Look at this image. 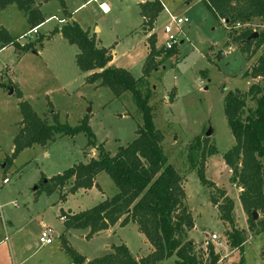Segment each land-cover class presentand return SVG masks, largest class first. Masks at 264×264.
<instances>
[{"label": "rangeland", "instance_id": "1", "mask_svg": "<svg viewBox=\"0 0 264 264\" xmlns=\"http://www.w3.org/2000/svg\"><path fill=\"white\" fill-rule=\"evenodd\" d=\"M159 1L170 15L185 17L189 22L181 28V33L174 27V34L179 39L177 54L163 61V56L157 58L156 61L162 62L141 90L143 94L150 90L152 95L149 105L155 128L162 135L161 146L168 163L185 177L184 203L194 223L186 239L200 247L195 251L200 264H210L211 261L206 242L214 244L218 258L221 256V261L216 264H241V254L230 247L225 236L229 227L220 220L216 207L210 202L209 189L199 183L196 173L189 170L185 162L189 146L198 147L200 153L206 144L205 176L218 189L225 191L224 197L234 202V224L245 238L244 264H264V214H258L254 221H262V225L250 226L251 216L238 200L240 189L231 182V173L222 159L235 144L224 115V97L229 91L247 93L251 85L264 86V79L244 76L256 63L264 45L247 59L229 38L233 29L239 31L246 25L226 27L223 21L210 14L203 0ZM142 2L34 0V8L39 10L45 22L39 25L38 35L30 36H25L30 29L26 17L15 5L0 11V30H7L21 47L31 45L24 51L12 46L0 49L2 264H73L72 257L64 251L58 238H53L46 246H40L38 239L46 228L55 232L62 230L58 217L61 208L80 212L98 204L97 191L68 194L64 201H59L60 193L50 196L39 191L36 195L42 198L32 204L33 189L74 165L85 163L90 153L97 157L96 147L99 145L113 156L119 147H125L136 138L135 131L142 125L141 113L129 93L114 99L108 88L85 82L87 74L82 73L75 63L77 47L70 45L61 35H51L62 25L50 18L61 19L71 14L75 20L71 22H78L90 34L95 33V26L100 27L98 45L110 54L114 53L111 55L115 57L113 67L124 69L139 79L143 75L149 35L145 29L138 33L141 36L137 34L142 22L139 13V3ZM102 3L108 7L107 13L100 8ZM167 21L164 10L150 32L156 37L157 49L165 41L162 29ZM247 26L256 33L264 30L259 20H252ZM220 52L223 57L217 60ZM21 101H26L37 116L49 124L53 123V114L59 124L70 127L79 125L88 116L96 147H88L87 137L81 133L73 138L58 137L46 146H32L12 157L13 140L21 121ZM254 105L247 100V108L253 109ZM209 130L211 135L207 137ZM100 177L102 191L108 197L114 195L117 189L113 182L106 174ZM4 178L9 183L2 185ZM45 197L49 199L44 200ZM7 221L12 223V229ZM87 234L88 229L70 230L66 240L77 255L88 260L109 254L112 246L120 244H125L138 259L153 250L133 223L91 238H86ZM212 235L215 240L211 239ZM175 260L172 256L160 264H175Z\"/></svg>", "mask_w": 264, "mask_h": 264}, {"label": "trees", "instance_id": "2", "mask_svg": "<svg viewBox=\"0 0 264 264\" xmlns=\"http://www.w3.org/2000/svg\"><path fill=\"white\" fill-rule=\"evenodd\" d=\"M203 3L216 20L227 21L226 27L246 25L239 31L233 29L229 38L247 59L264 45V30L258 32L255 40H248L253 31L247 26L252 20H259L264 25V0H203ZM10 5H15L23 12L30 30L45 22L39 10L34 8L33 0H0V11ZM139 9L142 22L137 33L145 29L149 34L143 75L139 79L133 78L124 69L108 66L112 60L110 52L98 47L95 34L83 30L77 23L68 22L51 32V35L60 34L70 45L77 47L75 63L82 73L87 74V84L108 88L114 99H119L125 93L131 95L142 117V125L135 131L136 138L132 142L119 147L111 156L102 145L96 147L94 134L88 125V116L79 125L70 127L59 124L56 115L52 113L53 123L49 124L37 116L26 101L19 103L21 121L13 140L12 157L32 146H46L58 137L73 138L81 133L87 137V146L97 149L96 158L87 163H78L62 174L46 179V182L38 185L35 193L41 191L51 195L59 192L61 198H64L67 194L90 190L100 174H106L117 189L114 195L92 208L78 213H60L64 234L58 239L64 251L72 257L73 264H160L172 256L176 258L175 264H200L195 246L186 239L187 232L193 229L194 223L184 203V174L168 163L161 146L162 135L153 122L149 105L152 95L150 90L146 94L141 90L147 86L146 81L151 73L158 69L163 60L175 56L177 49H157L156 37L150 34L163 11L161 2L153 0L139 3ZM10 46L22 51L31 48V45L21 47L15 38L1 29L0 49ZM160 56H163L162 61H156ZM244 76L264 79V49ZM248 99L254 102L253 109L247 108ZM223 102L227 126L235 144L222 159L231 173V182L240 189L238 200L242 209L249 215L251 211L263 215L264 86L251 85L247 93L229 91ZM207 147L205 144L198 153V147L189 146L185 162L188 164L187 168L196 173L199 183L209 189L210 202L216 207L220 220L229 227L225 231L228 243L233 250L239 251L240 263L244 264L242 255L245 238L234 224V202L224 197L225 191L218 189L205 176ZM6 162L9 163V160ZM128 223L137 225L138 231L153 249L140 260L132 256L127 246L120 244L112 246L109 254L86 261L68 246L65 236V232L69 230L88 229L86 238H91L116 224L124 227ZM249 224L262 225V221L250 220ZM207 254L211 257L210 264L218 262L219 258L213 249L207 250Z\"/></svg>", "mask_w": 264, "mask_h": 264}, {"label": "crops", "instance_id": "3", "mask_svg": "<svg viewBox=\"0 0 264 264\" xmlns=\"http://www.w3.org/2000/svg\"><path fill=\"white\" fill-rule=\"evenodd\" d=\"M34 1V0H33ZM90 1H92V0H90ZM142 1V0H141ZM148 0H144L143 2H147ZM152 1V0H151ZM142 2V3H143ZM100 6H102L105 10H106V13L108 12V7L104 4V3H102V4H100ZM164 12V10L162 11V13ZM161 13V14H162ZM61 19H65L66 21H68V22H71V21H75V20H73L72 19V16H71V14L69 15V16H67V15H65L64 17H62ZM142 20V19H141ZM82 29H83V27L78 23V22H76ZM30 30V29H29ZM83 30H85V29H83ZM7 31V30H6ZM94 31H95V37H96V41H97V46L99 47V45H98V41H99V39H98V33L100 34L101 33V28L100 27H98V26H95V28H94ZM89 32V31H88ZM97 33V34H96ZM39 34V33H38ZM138 34V33H137ZM57 35V34H56ZM58 35H60V34H58ZM138 36H141L140 34H138ZM100 42V41H99ZM183 44V43H182ZM104 48V47H103ZM3 49V48H2ZM106 49V48H105ZM111 55H114V53H112ZM114 60H115V57L114 56H112V60H111V62L108 64V66H112L113 67V64H114ZM96 156H94V153L92 152V153H90V157L89 158H87L86 159V162L85 163H87L89 160H90V158L91 159H93V158H95ZM101 176V174L100 175H98L97 177H96V179H95V181H94V186L90 189V190H80L79 191V193H78V195H82L83 193H86V192H89V191H93V190H95V191H97V194H98V197H99V199H100V202L101 201H103V200H105L106 198H110V197H108V196H106V194L102 191V185H101V181H100V177ZM5 179V178H4ZM49 179V178H48ZM36 188H34L33 189V192H32V200H31V203L32 204H35V203H38L39 202V200L42 198V197H40V195L38 196V195H36ZM55 193H58V195H59V192H54L53 194H55ZM52 195V194H51ZM50 195V196H51ZM68 195V194H67ZM67 195H65L64 196V198H61V196L59 195V201H64L66 198H67ZM46 199H44V200H48L49 199V197H45ZM49 203H47V207L46 208H48L49 206ZM87 210V209H86ZM84 211V210H83ZM61 212H65V213H78V212H72V211H70V210H63L62 208L60 209V211H59V215H58V217H59V220L61 221V224H62V226H61V231H59V232H55V231H53V238L56 240L61 234H64V230H63V222H62V219L60 218V213ZM7 222H9V224H8V226L10 227V229H12L13 228V226H12V223H10V221H7ZM134 224V223H133ZM117 226H119L118 224H116V225H114L112 228H110V229H108V230H106V231H102V232H100V233H98V234H96L95 236H97V235H100L101 233H103V232H108V231H111V230H113L115 227H117ZM135 227H136V229L138 230V227H137V225L135 224ZM226 231V230H225ZM70 232V230L69 231H67V232H65V236H66V234L67 233H69ZM146 240V239H145ZM193 244V243H192ZM125 245V244H124ZM194 246H195V248H196V250H197V248H200V247H198L197 245H195V244H193ZM209 245H212V249L214 250V253L217 255V251L215 250V246H214V244H212V243H210V242H206V246H205V248L207 249V250H209L208 248H209ZM41 246V245H40ZM126 246V245H125ZM128 248V247H127ZM149 253H151V251H149L148 252V254ZM134 257V256H133ZM146 257V256H145ZM85 258V257H84ZM136 260H139L138 259V257L137 256H135L134 257ZM86 259V261H89L87 258H85ZM142 259V258H141ZM220 260H218V262L217 263H219L220 261H221V256H220V258H219ZM0 264H2L1 262H0Z\"/></svg>", "mask_w": 264, "mask_h": 264}, {"label": "built area", "instance_id": "4", "mask_svg": "<svg viewBox=\"0 0 264 264\" xmlns=\"http://www.w3.org/2000/svg\"><path fill=\"white\" fill-rule=\"evenodd\" d=\"M92 1H94V0H92ZM100 8L104 12H106V10L102 6H100ZM163 10H165L168 21L163 26V29H162V32L165 36V41L162 43L160 48H162L164 50H171L174 47L178 48L179 39H178V35L174 34V27L176 29H178L179 32L181 33V28L185 24H187L189 21L185 17L170 15L169 12L164 8H163ZM50 19L57 21V23L61 24V25H64L67 23V21L65 19H57L55 17H51ZM236 26L240 27V25H238V24ZM38 27H35V28L29 30L25 36H30L32 34L38 35ZM182 43L183 42L181 41L180 44H182ZM8 183H9V180L7 178H5L2 180L1 184L5 185ZM52 239H53V230L50 228H46L41 232L38 241H39L41 246H46V245H49L51 243ZM211 239L215 240L216 237L214 235H212Z\"/></svg>", "mask_w": 264, "mask_h": 264}, {"label": "water", "instance_id": "5", "mask_svg": "<svg viewBox=\"0 0 264 264\" xmlns=\"http://www.w3.org/2000/svg\"><path fill=\"white\" fill-rule=\"evenodd\" d=\"M142 1H144V0H142ZM223 23L226 25L227 21H223ZM257 37H258V33L253 32L252 35L249 37L248 40H255ZM248 40H247V41H248ZM222 57H223V53L220 52V53L217 55L216 59H217V60H220ZM10 93H11V92H10ZM210 135H211V131L209 130V131H207L206 136L208 137V136H210ZM2 166H3V165H2ZM44 182H46V180H45ZM250 215H251V220H252L253 222L256 221V220L258 219V214H257L255 211H251V212H250ZM208 249H212V245H209V248H208Z\"/></svg>", "mask_w": 264, "mask_h": 264}]
</instances>
